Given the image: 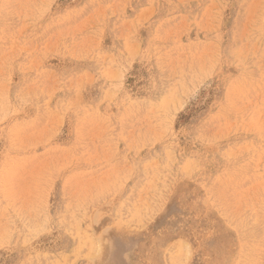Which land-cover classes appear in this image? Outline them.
Wrapping results in <instances>:
<instances>
[{"label":"rangeland","instance_id":"1","mask_svg":"<svg viewBox=\"0 0 264 264\" xmlns=\"http://www.w3.org/2000/svg\"><path fill=\"white\" fill-rule=\"evenodd\" d=\"M0 264H264V0H0Z\"/></svg>","mask_w":264,"mask_h":264}]
</instances>
